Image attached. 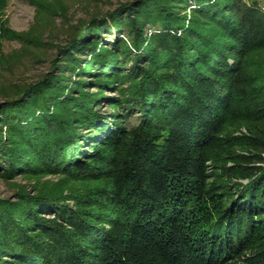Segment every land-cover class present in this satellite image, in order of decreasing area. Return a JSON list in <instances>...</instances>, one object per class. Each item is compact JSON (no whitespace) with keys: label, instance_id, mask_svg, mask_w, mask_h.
<instances>
[{"label":"trees","instance_id":"trees-1","mask_svg":"<svg viewBox=\"0 0 264 264\" xmlns=\"http://www.w3.org/2000/svg\"><path fill=\"white\" fill-rule=\"evenodd\" d=\"M64 49L0 102V174L36 178L0 198V264H264L261 3L128 1Z\"/></svg>","mask_w":264,"mask_h":264},{"label":"rangeland","instance_id":"rangeland-1","mask_svg":"<svg viewBox=\"0 0 264 264\" xmlns=\"http://www.w3.org/2000/svg\"><path fill=\"white\" fill-rule=\"evenodd\" d=\"M62 1L65 8L54 12L43 11L33 0H7L4 9L0 10V102L15 95L18 87L34 82L50 71L57 72L60 69L59 60L65 52L64 46L72 39L79 26H83L94 17L102 19L109 10L133 0ZM258 1L264 7V0ZM2 27L17 32L36 28L41 43L27 45L19 39L5 36ZM116 34L122 35L120 31H113L100 34L99 39L109 40ZM53 61H57V64H53ZM58 178L44 176L40 181L50 182ZM35 181L36 178L23 174H18L14 178L0 174V198H13L20 186H27L30 189Z\"/></svg>","mask_w":264,"mask_h":264}]
</instances>
